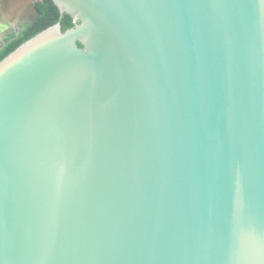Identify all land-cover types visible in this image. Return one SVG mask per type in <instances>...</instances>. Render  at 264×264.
Masks as SVG:
<instances>
[{
  "label": "water",
  "instance_id": "obj_1",
  "mask_svg": "<svg viewBox=\"0 0 264 264\" xmlns=\"http://www.w3.org/2000/svg\"><path fill=\"white\" fill-rule=\"evenodd\" d=\"M52 2L0 61V264H264V0Z\"/></svg>",
  "mask_w": 264,
  "mask_h": 264
},
{
  "label": "trees",
  "instance_id": "obj_2",
  "mask_svg": "<svg viewBox=\"0 0 264 264\" xmlns=\"http://www.w3.org/2000/svg\"><path fill=\"white\" fill-rule=\"evenodd\" d=\"M35 7L40 16L34 23L24 27L17 36L9 35L5 39L3 46L0 48V61L19 45L48 27L59 23L61 31L64 32L73 26L72 18L66 13L61 14L52 0H42V2L36 3Z\"/></svg>",
  "mask_w": 264,
  "mask_h": 264
},
{
  "label": "flooded vegetation",
  "instance_id": "obj_3",
  "mask_svg": "<svg viewBox=\"0 0 264 264\" xmlns=\"http://www.w3.org/2000/svg\"><path fill=\"white\" fill-rule=\"evenodd\" d=\"M32 16H33V13L28 11L22 17L20 16V18L15 19V22L12 21V22L8 23V25L6 27H2V29L0 30V44L1 43L3 44L5 39L9 35L17 36L22 31V29L24 27L31 25L32 23L28 24L27 22L29 21V19ZM1 37H2V39H1Z\"/></svg>",
  "mask_w": 264,
  "mask_h": 264
}]
</instances>
